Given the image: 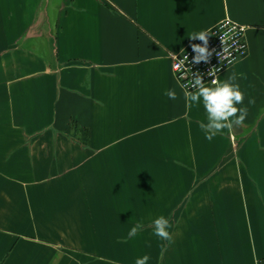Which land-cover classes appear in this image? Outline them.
<instances>
[{
  "label": "crops",
  "instance_id": "1",
  "mask_svg": "<svg viewBox=\"0 0 264 264\" xmlns=\"http://www.w3.org/2000/svg\"><path fill=\"white\" fill-rule=\"evenodd\" d=\"M226 17L249 52L220 81L237 75L248 116L209 142L172 62ZM159 216L170 245L152 234ZM145 254L264 259V0H0V264Z\"/></svg>",
  "mask_w": 264,
  "mask_h": 264
},
{
  "label": "clouds",
  "instance_id": "2",
  "mask_svg": "<svg viewBox=\"0 0 264 264\" xmlns=\"http://www.w3.org/2000/svg\"><path fill=\"white\" fill-rule=\"evenodd\" d=\"M234 30V28L230 29L229 32L224 33L223 37H220L223 44V52H228V48L225 45L227 44V40L232 38L231 34ZM240 31H244L243 26H241ZM189 38L202 41V44L191 45L195 53L193 61L195 63L207 62L212 55L208 48L209 32L200 31L193 33ZM183 65L184 60H180L176 67L179 68ZM192 75L194 79H191L187 83H180L178 80L177 84L183 90L186 109H191L193 106L202 104L207 122H201L199 127L205 133V139L211 142L217 134L223 133L225 130L231 132L234 126H240L244 123L248 116V109L247 107H237V105H243L245 96L239 84L235 83L237 80L236 74L231 75L224 81H220L211 70L208 73L209 76L213 77L210 83L204 82L202 75L198 73ZM189 88L195 89V91H189ZM164 95L173 101L178 98L174 89H167ZM152 225V234L159 241L167 242L169 245L174 242L173 236L169 231L171 227L170 222L165 216L155 218ZM142 228L143 224L137 223L129 230L128 237H135ZM163 248L164 245L162 244L161 249L163 250ZM149 260L150 256L145 254L142 257H138L135 260V264H148ZM256 264H259V261H256Z\"/></svg>",
  "mask_w": 264,
  "mask_h": 264
},
{
  "label": "built area",
  "instance_id": "3",
  "mask_svg": "<svg viewBox=\"0 0 264 264\" xmlns=\"http://www.w3.org/2000/svg\"><path fill=\"white\" fill-rule=\"evenodd\" d=\"M241 26L244 28L243 32L240 31ZM233 28L235 30L231 34L232 38L228 39L225 45V47L228 48V52H223V44L220 37H223L224 33L229 32V30ZM207 31L209 32L208 48L212 53L207 62L202 61L200 63H195L193 61L195 53L191 45L202 44V41L199 39L192 40L181 52L173 56L172 70L180 83H187L191 79H194L192 74L195 73L202 75L204 82L210 83L213 77L209 76L208 73L211 70L220 80L221 74L227 68L248 55L249 44L246 38L245 25L240 24L230 17H226ZM186 57H188V59H186ZM180 60H184V65L177 68L176 65ZM191 90L195 89L189 88V91ZM259 264H264V259L260 260Z\"/></svg>",
  "mask_w": 264,
  "mask_h": 264
}]
</instances>
